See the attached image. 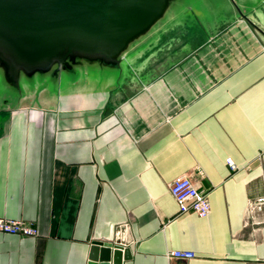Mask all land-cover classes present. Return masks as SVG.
Wrapping results in <instances>:
<instances>
[{
    "label": "crops",
    "instance_id": "crops-1",
    "mask_svg": "<svg viewBox=\"0 0 264 264\" xmlns=\"http://www.w3.org/2000/svg\"><path fill=\"white\" fill-rule=\"evenodd\" d=\"M232 1L77 25L37 96L0 105V216L38 231H0V264H88L94 240L129 247L122 264H264V223H243L264 194V0ZM45 36L62 42L58 24ZM184 174L207 216L178 212L168 185Z\"/></svg>",
    "mask_w": 264,
    "mask_h": 264
},
{
    "label": "rangeland",
    "instance_id": "rangeland-1",
    "mask_svg": "<svg viewBox=\"0 0 264 264\" xmlns=\"http://www.w3.org/2000/svg\"><path fill=\"white\" fill-rule=\"evenodd\" d=\"M39 0H0V14L4 11V22L6 26H0V105H6L9 108L15 107L20 103H25L37 96L35 90L45 79L43 75L51 66L52 52L47 45L46 31H51L56 26L58 16L56 10L58 3L48 2L41 7L38 6ZM44 1V0H40ZM131 1L135 6L143 4L142 0ZM176 1V0H175ZM198 0H177L179 8L186 11L194 8ZM163 0H152L153 10L156 11L162 6ZM169 0L163 2V5L169 6ZM80 13H82L80 11ZM102 12L93 10L89 14H82L78 17L79 22L74 24H83L85 33H89L94 27L93 24H111L110 22H100L105 17ZM106 25L99 26L97 31H102ZM95 28V27H94ZM106 36H98V46L95 47L103 53L102 41ZM61 44L58 46L60 54H66L68 42L63 34ZM117 47L119 39H112L109 42ZM147 46V45H146ZM144 47L141 50L145 55L151 51ZM111 47V46H109ZM162 47V46H159ZM73 48V47H72ZM71 51V50H70ZM163 54V53H162ZM88 56V55H87ZM137 65V64H136ZM88 70L98 69V63H86ZM52 68V66H51ZM52 79V76L49 79ZM34 95V96H33Z\"/></svg>",
    "mask_w": 264,
    "mask_h": 264
},
{
    "label": "water",
    "instance_id": "water-1",
    "mask_svg": "<svg viewBox=\"0 0 264 264\" xmlns=\"http://www.w3.org/2000/svg\"><path fill=\"white\" fill-rule=\"evenodd\" d=\"M52 3H58V9L56 10V15L58 16L57 23L61 33V37H67L68 50H72L75 42V35H73V28L80 25L78 17L82 14H89L93 10L96 12H102L106 15L100 22H110L111 24H132L133 19L137 18L144 7H151L152 0H142L143 4L140 6H135L131 1L125 0H50ZM133 1V0H132ZM232 1V0H231ZM48 0L38 1V6L46 4ZM233 2V1H232ZM163 4V2H162ZM234 6L235 3L233 2ZM237 8V7H236ZM3 9V6L0 10ZM238 9V8H237ZM80 11L82 13H80ZM240 15L248 20V18L239 11ZM0 15H5L3 11ZM5 17L1 18L0 24H6L4 22ZM146 20V18L141 19V21ZM79 22L74 24V22ZM7 25V24H6ZM0 25V26H6ZM99 26L100 24H96ZM257 27V26H256ZM258 28V27H257ZM263 34L264 31L258 28ZM58 44L49 45L50 50L58 48ZM67 52V53H69ZM129 247H120L113 245L109 241H92L90 245V250L88 254V264H122V260L128 259L130 257Z\"/></svg>",
    "mask_w": 264,
    "mask_h": 264
},
{
    "label": "built area",
    "instance_id": "built-area-1",
    "mask_svg": "<svg viewBox=\"0 0 264 264\" xmlns=\"http://www.w3.org/2000/svg\"><path fill=\"white\" fill-rule=\"evenodd\" d=\"M225 163L229 168L234 169L235 164L230 157L225 158ZM168 190L174 198L179 213L193 212L200 217L207 216L210 211V204L207 194L196 188L194 180L189 175H180L174 178L168 185ZM264 213V194L254 198H248L243 213V223L258 228L264 219L260 214ZM122 229L127 228V224H121ZM119 229V228H118ZM0 231L19 235H36L37 228L31 222L22 218H12L0 216ZM168 257L192 258L194 253L191 250L173 249L167 253Z\"/></svg>",
    "mask_w": 264,
    "mask_h": 264
}]
</instances>
